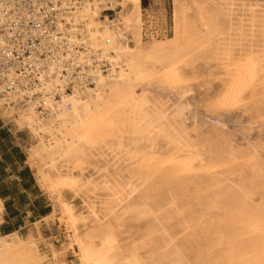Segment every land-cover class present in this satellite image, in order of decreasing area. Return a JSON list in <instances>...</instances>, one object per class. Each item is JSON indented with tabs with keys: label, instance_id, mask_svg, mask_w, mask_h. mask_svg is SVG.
I'll return each mask as SVG.
<instances>
[{
	"label": "bare ground",
	"instance_id": "1",
	"mask_svg": "<svg viewBox=\"0 0 264 264\" xmlns=\"http://www.w3.org/2000/svg\"><path fill=\"white\" fill-rule=\"evenodd\" d=\"M53 4L45 58L4 75L0 115L36 142L27 164L75 259L16 230L0 264H264V2L171 0L163 35L142 0ZM194 88L205 128L187 124Z\"/></svg>",
	"mask_w": 264,
	"mask_h": 264
},
{
	"label": "rangeland",
	"instance_id": "2",
	"mask_svg": "<svg viewBox=\"0 0 264 264\" xmlns=\"http://www.w3.org/2000/svg\"><path fill=\"white\" fill-rule=\"evenodd\" d=\"M264 2V0H258ZM142 7L144 9V18L155 17L154 28L160 32L170 27V9L171 0H142ZM113 12H105L103 15H108L113 18ZM166 19V22H164ZM162 32L160 33L161 35ZM216 85L212 89L214 93ZM212 97V96H211ZM205 97L201 95V91L194 88L191 95L187 98V104L189 105L188 113L186 114L188 120L187 124L191 125L192 118H195L198 126L207 127L209 122H214L217 119L215 117H207L205 114L204 101ZM1 117V115H0ZM3 119V118H2ZM0 121L3 127H6L8 131L14 133L16 127L13 119H3ZM220 122L231 131L235 128V122L239 120V117L234 114H221ZM250 120L244 117L243 121ZM257 130H253L250 136V142L258 143ZM17 139H11V143L16 141L22 146L23 152L27 154V148L36 142L31 138L27 129H20L17 133ZM1 142L6 143V140L1 138ZM239 145H243L238 142ZM11 154V150L8 151ZM12 155V154H11ZM14 161L19 162L16 155L12 156ZM19 164V163H18ZM6 164L3 153L0 146V198L5 200V210L3 217L6 222L0 226V234L7 232L4 228L9 225L10 228H15L22 236H26L29 233L38 236L42 243L44 253L50 248L55 249L60 254L61 260L65 263L74 261L73 253L67 249L68 241L66 239V232L64 226L59 222L57 213L54 212V206L50 200L48 194L38 186L35 178L33 177V170L30 169V173L34 179V186L30 185L29 190H24L23 183H29L27 177H20L18 175L19 165ZM74 203L79 207L76 200ZM43 209H49L47 218L45 216L36 215Z\"/></svg>",
	"mask_w": 264,
	"mask_h": 264
},
{
	"label": "built area",
	"instance_id": "3",
	"mask_svg": "<svg viewBox=\"0 0 264 264\" xmlns=\"http://www.w3.org/2000/svg\"><path fill=\"white\" fill-rule=\"evenodd\" d=\"M57 14L53 0H0V38L4 39L0 48V86L5 82L4 75L28 59L32 52L40 49L36 55L45 58L40 53L43 52L41 41L52 37Z\"/></svg>",
	"mask_w": 264,
	"mask_h": 264
},
{
	"label": "trees",
	"instance_id": "4",
	"mask_svg": "<svg viewBox=\"0 0 264 264\" xmlns=\"http://www.w3.org/2000/svg\"><path fill=\"white\" fill-rule=\"evenodd\" d=\"M1 138L6 140V143L1 142L0 140L1 151L3 153L6 164L15 165L14 158L12 157L13 155H16L18 160L19 159L24 160V156L21 154L20 148L13 145V143H11L12 135L10 134V132L7 130L6 127H3L0 121V139ZM9 150H11L12 155L8 154ZM18 175L20 177H27V180L29 181V183H23L24 190H29L30 185L34 186V179L28 168H24L23 170L19 171ZM48 213H49V209H43L39 212V214L35 213V216L36 215L45 216Z\"/></svg>",
	"mask_w": 264,
	"mask_h": 264
},
{
	"label": "crops",
	"instance_id": "5",
	"mask_svg": "<svg viewBox=\"0 0 264 264\" xmlns=\"http://www.w3.org/2000/svg\"><path fill=\"white\" fill-rule=\"evenodd\" d=\"M0 118H1V120L4 122V120L2 119V117H0ZM15 127H16V126H15ZM19 131H20V129L16 128L15 131H14V133H12L11 131H9V132H10V134L12 135V138H13V139L18 140V139H17V133H18ZM13 145L19 147L20 150H21V154L24 156V160H20V159H19V162H17V161L14 162V164H18V163H19V164H18V165H19V169H18V171H21V170H23L24 168H28V169L30 170V168H29V166H28V164H27V154H26L25 152H23V150H22V146H21L17 141H16V143H13ZM1 199H2L3 202L5 203V200H4L3 198H1ZM4 210H5V206H4ZM3 219H4V221H5V224H8V223L6 222L5 217H3ZM4 228L7 230V232H3V234H4V233H11V232H13V231H16L15 228H12V229H11L9 225H6Z\"/></svg>",
	"mask_w": 264,
	"mask_h": 264
}]
</instances>
